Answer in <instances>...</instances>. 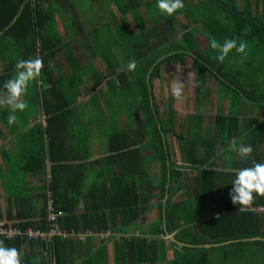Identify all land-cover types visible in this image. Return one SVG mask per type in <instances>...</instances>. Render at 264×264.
Wrapping results in <instances>:
<instances>
[{
	"label": "trees",
	"instance_id": "obj_1",
	"mask_svg": "<svg viewBox=\"0 0 264 264\" xmlns=\"http://www.w3.org/2000/svg\"><path fill=\"white\" fill-rule=\"evenodd\" d=\"M156 3L0 0V90L19 59L40 57L44 65L37 97L48 115L45 141L22 157L23 171L0 168V189L7 198V220L0 225L16 229L10 238L0 234V241L15 247L23 264L75 262L70 254L85 242L80 234L105 242L128 232L129 238L115 244V264H213L216 250L241 252L246 246L261 251L264 264V214L253 209L264 205V197L256 196L251 207L241 210L229 195L237 170L264 163V0H184L185 8L173 16L161 14ZM62 8H70L65 16ZM219 11L226 13L221 20ZM80 14L86 19L82 24ZM64 18L72 24L70 32L80 33L79 56L70 47L69 74L55 63L64 48L57 28ZM196 25L206 44L192 30ZM213 37L221 43L246 41L247 56L233 51L220 63L210 47ZM233 57L235 65L229 61ZM94 59H100L103 71ZM187 59L196 97L206 102L210 85L217 84L238 98L236 112L234 106L223 112L219 105L216 116H209L213 131L203 129L204 114L196 109L180 117L173 99H168L167 113L160 109L156 79L165 67L184 65ZM130 61L136 62L134 72L127 70ZM87 96L83 115L78 99ZM78 116L85 139L69 124ZM191 120L187 131L184 122ZM93 135L106 148L96 159ZM171 135L182 164L174 160ZM232 142L250 145V157L241 160L230 150ZM4 157L9 163L8 154ZM185 168L197 175L186 187L188 197H180L188 180ZM36 179L40 185L32 186ZM152 211L156 216L150 218ZM50 215L56 218L50 221ZM54 223L63 237L27 235L46 234ZM102 260L106 257L96 253L79 261Z\"/></svg>",
	"mask_w": 264,
	"mask_h": 264
},
{
	"label": "crops",
	"instance_id": "obj_2",
	"mask_svg": "<svg viewBox=\"0 0 264 264\" xmlns=\"http://www.w3.org/2000/svg\"><path fill=\"white\" fill-rule=\"evenodd\" d=\"M70 10V8H62V13L65 16L64 11ZM264 15V14H262ZM63 16V17H64ZM63 19V18H62ZM65 21L63 20V23L61 26H57L59 30H61V34L63 36V42L62 44L64 45V48L61 49L55 59V63L58 65V69L61 70L63 73H70V67L69 64L67 63V59L72 54L74 56H79L80 49L78 47V40L80 38V33L77 35L72 32H70V28L72 27V24L67 18H64ZM62 21V20H61ZM84 22V21H83ZM196 25L195 27H197ZM194 27V26H193ZM200 27V26H199ZM73 28V27H72ZM201 28V27H200ZM65 33V36L63 35ZM198 40H200L198 38ZM72 49H71V48ZM71 50H70V49ZM64 62L63 65H61L59 62ZM94 61L97 63H101L100 59H94ZM68 71V72H67ZM42 80L40 79V82L33 83L30 88H29V93L25 97L26 101L29 104L28 109L25 112H17V121L13 125H9L7 122V117L5 113H9V110L5 107V109H0V168H6L7 171H23V161L22 157L23 156H30L28 155L29 152H35L42 144V140L45 141V127L48 126V118L44 119L42 118L43 113L45 114V108L42 106V104L38 101L40 100L37 97V92L38 88L42 87ZM88 95V94H87ZM84 96V94H83ZM90 96L84 97V98H79L78 99V104L79 106L83 109L80 114H85L86 109L83 108V105L85 104V101L89 99ZM44 108V109H43ZM47 113L45 114V116ZM48 116V115H47ZM78 117H73L69 119V124H73L76 129V134L79 135L80 137H83L85 139V134L82 130L79 131L78 128H80V123L81 120L78 119ZM195 124V123H194ZM63 125L65 126V122H63ZM190 127L193 126L192 120L189 122ZM197 125H194L196 127ZM63 129V128H62ZM206 130V129H205ZM40 142V143H39ZM91 144L96 150L97 153H94L93 159H96L97 157H101L106 154V148H103L100 146L98 136L93 135L91 137ZM4 153L8 154L7 159H9L8 162H4ZM177 158L181 160L180 156V150L176 152ZM73 162L67 161L66 164L71 165ZM182 164V163H179ZM185 173L188 174V180L185 181V185L183 188H181L179 196H186L188 197L187 194V185L192 184L195 182V177L197 175L196 170H191L185 168V170H182ZM46 172H49V166H47ZM186 174V176H187ZM5 177V176H4ZM1 183V181H0ZM32 186H39L40 181L35 180L33 183H30ZM4 186H6V180L4 181ZM2 187V186H1ZM189 187V186H188ZM1 190V189H0ZM182 191V192H181ZM40 193V191H36ZM224 192V191H223ZM229 193L228 191L226 194ZM6 195L4 193V190L0 191V212L2 213V218L0 221H6L7 218L5 217V212H6V203H5V198ZM5 198V199H4ZM10 202L14 203V199L9 200ZM8 203V202H7ZM83 205V204H82ZM14 211V209H13ZM136 233V232H135ZM132 235V232H128L126 234L122 233H117V236L115 238H111L109 241L105 240V242H102L100 238L95 235V237L90 236H83L85 242H83L76 251H73L70 255L74 254L72 258H74L75 262H70L68 264H90L88 262H81L79 260L86 259L89 257H93L96 253H101V255H104L106 257V260L100 261L101 263H96V264H115V244L119 243L121 238H129ZM86 252V253H85ZM118 264H124L123 262H120Z\"/></svg>",
	"mask_w": 264,
	"mask_h": 264
},
{
	"label": "clouds",
	"instance_id": "obj_3",
	"mask_svg": "<svg viewBox=\"0 0 264 264\" xmlns=\"http://www.w3.org/2000/svg\"><path fill=\"white\" fill-rule=\"evenodd\" d=\"M156 7L161 14L173 16L185 8L184 0H157ZM210 47L216 52L214 59L223 63L229 54L235 51L242 58L247 56L248 44L237 39H225L223 43L215 37L210 40ZM43 60L40 57L19 59L15 64L13 77L7 80L0 90V107L9 110L7 122L13 125L17 121V112H25L29 104L25 97L33 83L40 82L43 71ZM137 68L135 61H130L127 70L134 72ZM184 85L175 83L172 86L173 95L180 99L183 95ZM230 150L235 151L241 160H247L253 152L250 145H237L232 142ZM232 191L229 193L234 205L251 207L256 196L264 197V163H256L251 167H244L235 172L232 182ZM169 237V236H168ZM0 264H23L21 253L15 247H7L0 241Z\"/></svg>",
	"mask_w": 264,
	"mask_h": 264
},
{
	"label": "rangeland",
	"instance_id": "obj_4",
	"mask_svg": "<svg viewBox=\"0 0 264 264\" xmlns=\"http://www.w3.org/2000/svg\"><path fill=\"white\" fill-rule=\"evenodd\" d=\"M218 17L221 20V17H223V14L225 15L226 13L224 11H219ZM90 14V13H89ZM91 15V14H90ZM83 14H80V20L81 24L83 21L86 19H82ZM192 30L195 31L198 34V37L200 42L202 44H206V40L202 36V30L199 27H192ZM235 60L236 58H230L229 61H234L233 65H235ZM65 62V61H64ZM64 62H59L61 65L64 64ZM224 63V62H223ZM227 63V62H226ZM99 66V69H102L101 63H97ZM241 65L240 63L237 62V66ZM101 66V68H100ZM227 66L228 63H227ZM175 83H182L184 85L183 88V95L182 98L177 99L172 92V86ZM211 88V94L210 97H207L206 102H204L201 97H196L195 96V91H194V69L192 65L191 59H187L184 65L181 63H174L173 65L169 67H165V70L162 72V76L160 79H156L155 81V92L157 95V99L160 102V109L162 113H167L169 109V100L168 99H173L174 102V108L180 113V117L182 115H185L184 117H187V114L195 112V109L197 110L196 112L200 111V113L204 114V119H203V129L205 130L208 126L211 127L210 130H214V124L213 120L209 118L210 115L213 117L216 116L218 113L219 105H221V108L223 109V112H225L227 109H233L234 106V111L236 112L239 106L236 104L238 103V98L237 96H234V94H230L226 88H222L215 84L210 85ZM216 90L220 94L217 95ZM224 94L223 96H219L221 94ZM229 95V96H228ZM233 95V97H232ZM197 98V101H196ZM221 98V99H220ZM222 101L221 103H219ZM233 102H236L233 104ZM197 104V105H196ZM255 114H257L258 109H254ZM222 113V112H221ZM92 117H94V114L91 113ZM183 117V116H182ZM184 126L186 127L187 131L190 130V125L189 122H184ZM95 128L98 127L97 124H92ZM170 142L172 144V148L174 151V160L176 162L182 163L181 160L177 158L178 155H176L177 151V140L174 135L170 136ZM156 213L152 211L150 214V218L155 217ZM146 225H143V229H145ZM243 251L236 252V249H221V250H216L214 254H216L215 257H213V264H262V259H263V253L255 247H250L246 246L243 248ZM236 250V251H234ZM228 252L227 254H225Z\"/></svg>",
	"mask_w": 264,
	"mask_h": 264
},
{
	"label": "built area",
	"instance_id": "obj_5",
	"mask_svg": "<svg viewBox=\"0 0 264 264\" xmlns=\"http://www.w3.org/2000/svg\"><path fill=\"white\" fill-rule=\"evenodd\" d=\"M42 118H44V119L46 118L45 114L42 115ZM253 209L255 211L261 213V214H264V205L261 206V207H258L257 209L256 208H253ZM55 218H56V215H50L49 220L50 221H53ZM2 227H3V225L1 224L0 225V234H5L6 237H9L10 238V237H12V235H14L16 233V229H12V228L3 229ZM50 227L51 228L49 229L48 232H46V234L43 233V232L36 233V232H33V231H29V232H27V235L28 236H34V237H36V236H41V237L46 236V237H50L51 235H57L58 234L59 236H62L63 237V231H60L58 229V226H56L55 223L54 224H51ZM87 235H91V234H87ZM80 236L83 237L82 234H80ZM53 264H54V262H53Z\"/></svg>",
	"mask_w": 264,
	"mask_h": 264
},
{
	"label": "water",
	"instance_id": "obj_6",
	"mask_svg": "<svg viewBox=\"0 0 264 264\" xmlns=\"http://www.w3.org/2000/svg\"><path fill=\"white\" fill-rule=\"evenodd\" d=\"M169 238L172 240V241H175V242H177L176 240H175V238H174V236L173 235H169ZM260 238H254V239H252V240H259ZM177 243H179V242H177ZM181 245H184V244H182V243H180ZM212 245H206L205 247L206 248H210Z\"/></svg>",
	"mask_w": 264,
	"mask_h": 264
}]
</instances>
